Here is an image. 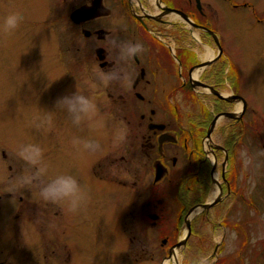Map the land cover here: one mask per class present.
Listing matches in <instances>:
<instances>
[{
	"label": "flooded vegetation",
	"instance_id": "flooded-vegetation-1",
	"mask_svg": "<svg viewBox=\"0 0 264 264\" xmlns=\"http://www.w3.org/2000/svg\"><path fill=\"white\" fill-rule=\"evenodd\" d=\"M58 3L60 9H64V21L73 31L72 39L74 41L76 38L75 42L69 45L65 43L67 50L54 51L50 56L43 46L40 50H36L35 44L31 49L35 39L31 35L30 23L29 29L23 30L25 37L23 38V59L13 55L7 57V52L0 56L2 59L0 68L8 66V72H12L16 66H19L21 70L23 64L24 76V82L16 87L20 96L19 102L14 101L13 87V92L0 94V108L2 104L6 105L8 110L15 109L16 105L21 106L30 124H34L35 132L43 131V138H47L50 125V129L54 133L57 132L60 141L58 144L55 143L54 148L62 151L63 144L67 143L66 147L71 149L72 156L68 160L75 156L79 157L76 150L80 147L84 151V148L82 144L78 147L73 144L74 139L79 140V126L72 123L66 111L57 108V101L64 97L67 90L79 91L94 98L98 111L96 116L88 121L102 122V140L109 142L107 139L110 137L113 122L116 129L120 132L124 131L125 137L121 154L110 159V167L114 166L112 170H105L101 163L102 159H99L96 165L91 162L90 157L89 162L85 160V157L82 159L79 157L80 162L72 165L75 172L82 174L83 191L87 197L83 206L75 213L68 210L66 202L51 203L41 198L42 185L60 175L57 167L53 169L45 162H42V165L47 167L45 176L34 179L30 184H19L18 189L10 192L5 187H0V203L8 201L11 204H22L26 198L21 195L19 189L25 190L28 195L33 193V197L40 202L42 208L38 214L45 217V221L54 219L58 225V230L51 232L43 243L41 241L42 249L37 250L42 254L44 264H93V248L90 239L93 222L90 219H94V212L91 209L94 195L89 193L94 194L93 186L96 179L108 182L113 180L122 187L126 186L125 174L129 168L122 166L117 168V161L121 164L127 162L126 157L130 152H136L149 169L147 182L150 183L153 179V185L168 180L175 189L186 187L188 193L198 191L201 196H204L208 189L207 177L209 176L211 182L220 188L221 200L208 211H202L200 215H207L212 209L222 204L225 205L224 217L229 215L227 218L234 219V215H239L240 210L243 213L253 211L255 205L250 196H240L235 189L240 174L236 163L240 162L241 149H246L250 154V145L254 142V122L247 108L244 114L238 115L237 118L222 117L224 113H238L235 108L230 107L234 103L219 99L205 91L204 95L211 96L220 103L216 110H211L210 113L206 110L200 117L177 115L178 106L182 100H177L176 95L177 93H180V96H185L186 93L191 94L194 90L192 74L196 70V65L201 62L200 59H193L195 58L192 44L193 30L200 34V46H206L212 53L216 54L213 35L219 40L220 45L222 44L218 34L219 25L216 21L217 11L213 3H201L199 0V7L195 0L194 7L193 0H58ZM214 4L218 6L217 0ZM232 6L237 7L236 4ZM90 7H97L96 11L90 14V18L80 17L76 21L71 19L73 12ZM176 11L179 13L176 14ZM46 12L40 18V22L45 26L47 23L44 22L48 19ZM192 22L203 29L193 28ZM41 23L40 25L43 26ZM113 39L133 44L141 43L144 51L127 62L121 63L118 60L117 49L111 46ZM86 46L87 55L81 51V48ZM222 56L202 69V73L208 69L211 70L207 77L198 79L219 93H221L220 86L223 82V66L218 63ZM3 58L8 62L3 63ZM113 67L122 69L127 79L105 85L101 80V74ZM93 84L95 87H92ZM4 90L6 87H0V92ZM161 106H173L175 112L163 110ZM218 115L219 117L215 119ZM221 119H226V122L220 126ZM94 130L93 127V136ZM25 133L28 134L26 130ZM245 135L248 137V143L242 140ZM88 137H90L89 134ZM161 137L162 140H160ZM80 141L95 142V140L86 139L85 136ZM160 141H162L161 145ZM108 145L102 147L107 154ZM116 149L118 151V148ZM1 154L6 160L5 164H0V180L2 175L5 176V169L10 172L9 178H14L16 174L21 178L34 175L36 168L22 166L23 169H21V166L8 161L3 150ZM105 157L107 155L102 158ZM157 165L161 166L164 174L155 182ZM137 169L141 170L140 173L137 172V175H143L142 167ZM137 169L134 168L135 171ZM248 169L247 172L244 168L242 169L241 179L247 174L246 180H249L252 173H249L250 168ZM253 178L254 174L251 178L254 181ZM36 192L39 195H36ZM207 200L201 197L191 201L186 207L185 215L191 208ZM16 216L17 214L10 217L12 223ZM153 216H156V219H153ZM149 217L153 221L157 220L155 214ZM226 227L223 226V229H230ZM33 234L42 240L40 231L37 232L35 229ZM162 243L166 244L167 239H164ZM217 251L218 254L214 257L218 260L223 259V255L219 256V248ZM33 253L35 255V250ZM217 259L215 262L218 261Z\"/></svg>",
	"mask_w": 264,
	"mask_h": 264
},
{
	"label": "rangeland",
	"instance_id": "rangeland-1",
	"mask_svg": "<svg viewBox=\"0 0 264 264\" xmlns=\"http://www.w3.org/2000/svg\"><path fill=\"white\" fill-rule=\"evenodd\" d=\"M200 2L213 3L217 11L218 34L223 48V56L218 63L223 66L220 92L223 95L232 93L240 95L247 102V111L254 122V142L250 145V154L242 148L240 162L236 163L240 174L235 189L240 196L248 197L249 195L254 201L255 209L249 213H243L240 210V214L234 215L235 218L232 219V217L227 218L229 215L224 217L225 205L222 204L212 209L207 215H195L190 223V234L185 246L177 251L176 259L178 264H201L202 261L204 264H264V0H217L218 6L214 4L216 0H200ZM232 4H236L237 7H232ZM59 6L58 0H0V56L7 52V57L13 55L23 59V38H25L23 30L27 31L30 23L31 35L35 39L31 49L35 44L36 50H40L43 46L48 56L54 51L67 50L65 43L72 44L76 38L73 41V31L64 21V9H60ZM45 11L48 18L44 22L47 23L46 26L40 22ZM17 12L24 17L23 22L14 32L5 34L2 31L4 18ZM199 40V32L193 30L192 44L193 56H195L193 59L201 61L209 59L208 54L212 52L211 49L206 46L201 47ZM81 51L87 55V46L81 48ZM3 60V63L8 62L5 58ZM48 64L50 65V58ZM22 68L23 64L21 70L19 66H16L12 72H8V66L0 68V87H6V90L1 91L0 94L13 92L14 87L15 103L20 100L16 87L24 82ZM210 73L209 69L204 73L199 71L197 79L207 77ZM204 92L203 89L196 88L190 95L186 93L185 96H180V93H177L176 99L182 100L178 106L177 115L200 117L206 110L207 113L216 110L220 103L211 96L204 95ZM75 93H77L75 90H67L64 96ZM6 107L2 104L0 108V164H5L6 160L1 154L3 150L10 163L21 166V169H23L22 166L33 167L21 159L17 152L22 145L35 144L43 150L42 162L53 169L57 167L60 175H72L83 189L82 174L75 172L72 165H77L82 157L89 162L90 157L91 162L96 165L99 159H102L101 163L105 170H112L114 166L110 167V159L121 154L125 133L116 129L114 122L110 137L107 139L109 142L106 143L101 135L103 127L97 126V121L89 122L88 119L82 121L78 127L79 140L85 136L86 139L95 140L100 148L90 152L85 149L83 151L79 147L76 151L80 158L75 156L68 160L72 156L71 149L66 147L67 143L63 144L62 151L54 148L55 143L58 144L60 141L57 132L54 133L50 125L47 138H43V131L35 132L34 124H30L21 106L16 105L13 110H8ZM230 107L239 109L240 104H233ZM160 108L175 112L173 106ZM225 122L226 119H221L219 125ZM11 130L13 132H10ZM126 135L130 134L126 133ZM242 140L248 143L247 135L243 136ZM105 143L109 144L108 154L102 150ZM104 155L107 157L102 158ZM126 158L125 163L121 164L117 161V168L120 166L129 168L125 174L126 186L122 187L113 180L108 182L96 179L93 186L94 194L89 193L94 195L91 206L94 219H90L93 222L90 230L93 264H164L165 261H168V264H175L173 258L167 259L168 250L186 232L183 219L187 205L201 197L208 200L214 199L218 191L217 186L208 176L207 192L201 196L198 191L188 193L186 187L175 189L168 180L153 185V179L150 183L147 182L149 169L138 154L130 152ZM139 167H142L143 175H137V172L141 171L137 169ZM243 168L246 172L250 168L249 173L254 174V181L251 179L252 175L249 180H246L247 174L241 179ZM4 172L5 176L2 175L0 180L1 188L5 187L10 192L18 189L19 184L25 185L20 175L16 174L14 178H9L10 172L6 169ZM19 190L26 198L22 204H11L8 201L0 203V219L2 220L0 264H44L42 254L37 250L42 246L41 241L43 243L51 232L58 230V225L54 219L45 221V217L38 214L42 208L40 202L33 197V193L29 196L25 190ZM36 195L39 193L36 192ZM36 197L39 199L38 196ZM33 212L34 215H32ZM16 214V219L12 223L10 217ZM151 214L157 215V220H151L149 217ZM222 225L230 229L226 227L224 230ZM34 228L37 232L40 231L42 240L33 234ZM164 239H167L166 244L162 243ZM218 248L219 256L223 255V259L218 260L214 257L218 254ZM216 259L218 261L215 262Z\"/></svg>",
	"mask_w": 264,
	"mask_h": 264
},
{
	"label": "clouds",
	"instance_id": "clouds-1",
	"mask_svg": "<svg viewBox=\"0 0 264 264\" xmlns=\"http://www.w3.org/2000/svg\"><path fill=\"white\" fill-rule=\"evenodd\" d=\"M24 17L20 13H11L4 18L2 31L5 34L14 32L23 22ZM111 46L118 51V60L121 63L127 62L144 51L141 43H131L127 41L111 40ZM127 77L122 69L113 67L106 72H102L101 80L105 85L113 82H121ZM95 87V84L92 85ZM57 108L67 112L72 123L79 126L85 119L91 120L97 114V106L94 98L77 92L70 96H64L57 101ZM50 123V118L48 120ZM97 126H102V122L97 121ZM74 145L82 144L85 150L97 151L100 145L94 141L73 140ZM17 155L26 163L36 168L34 175L25 176L23 184H30L34 179L47 174V167L42 165L43 150L35 144L20 146ZM43 200L51 203L66 202L70 212H77L86 201V193L81 188L77 179L72 175H58L43 184L40 191ZM201 264H204L202 261Z\"/></svg>",
	"mask_w": 264,
	"mask_h": 264
},
{
	"label": "water",
	"instance_id": "water-1",
	"mask_svg": "<svg viewBox=\"0 0 264 264\" xmlns=\"http://www.w3.org/2000/svg\"><path fill=\"white\" fill-rule=\"evenodd\" d=\"M196 2L199 4V0H196ZM96 9H97V7H93V8L90 7V8H84L82 10H77V11H75V12H73L71 14V19L73 21H76L80 17L84 18V19L90 18L89 17V16H91L90 14L95 12ZM178 13H179V11H176V14H178ZM191 25L193 27L201 28V27L196 26L194 23H191ZM209 33L212 34V32H210V31H209ZM213 37H214L216 46L218 48V56H220L222 54V48H221V46H220V44L218 42V39L214 35H213ZM215 59H212V60L214 61ZM211 62L212 61L201 63L200 65H198V67H204L206 65L211 64ZM193 82H194V84L192 86L193 88L194 87H200V88L207 89L212 94L216 95L218 98L224 99L225 101H228V102H234V101L241 102V104H242V112H241V114L244 112V110L246 108V102L241 96L232 95V96L227 98V97H224L221 94H219L217 91H214L211 87H209V86H207V85H205V84H203V83H201L199 81L194 80ZM222 116H224L226 118H236V116L234 114H231V113H224ZM217 117H219V115L216 116L215 119H217ZM213 123H214V121H213ZM160 128H162V126ZM160 140H162V137H161ZM161 144H162V141H160V145ZM163 174H164V171L162 170L161 166L157 165L156 166L155 182L160 180L162 178ZM219 192H220V190H219ZM220 199L221 198H220V194H219V195H217L215 197V199H213V200H211V201H209L207 203H204V204H201V205H197V206L191 208L188 211V213L186 214V216L184 218L186 232H185L184 236L176 244H174L172 247H170L169 252H168V257H167L168 259L174 257L175 258L174 259L175 260V264H178L177 259H176V253H177L178 250H181V248H183L185 246L186 240H187V238H188V236L190 234V220H191L190 218H191V216H194V214L197 213V212L208 210L209 208L214 206L216 203H218ZM195 210H197V211L195 212ZM152 218L156 219V216H153Z\"/></svg>",
	"mask_w": 264,
	"mask_h": 264
},
{
	"label": "bare ground",
	"instance_id": "bare-ground-1",
	"mask_svg": "<svg viewBox=\"0 0 264 264\" xmlns=\"http://www.w3.org/2000/svg\"><path fill=\"white\" fill-rule=\"evenodd\" d=\"M209 56H211L212 55V53L211 52H209V54H208ZM193 76L194 77H197V72H195L194 74H193ZM173 259H175L174 257H172ZM164 264H168V261H165L164 262Z\"/></svg>",
	"mask_w": 264,
	"mask_h": 264
}]
</instances>
